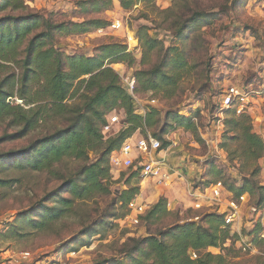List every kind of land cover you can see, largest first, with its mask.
I'll return each mask as SVG.
<instances>
[{
  "label": "rangeland",
  "instance_id": "obj_1",
  "mask_svg": "<svg viewBox=\"0 0 264 264\" xmlns=\"http://www.w3.org/2000/svg\"><path fill=\"white\" fill-rule=\"evenodd\" d=\"M92 2L15 0L12 7L0 10V17L37 16L56 23L78 24L103 21V27L90 28L82 34L56 31L52 43L63 55L85 57H95L103 46L122 45L134 62L113 63L109 67L118 73L126 90V80H135L137 71L154 68L165 50L180 53L185 68L167 69L175 80L171 90L146 93L139 88L134 92L131 96L134 113L144 116L149 107H154L160 113V123L135 131L123 142L134 150L129 156L130 166L124 163L126 157L118 156L119 150L110 154L109 194L93 193L89 198L74 200L69 216L57 221L46 222L43 207L58 206V198L70 197L63 188L64 181L83 163L65 159L49 171L36 172L17 169L16 162L24 160V157L18 158L17 153L67 126L70 113L50 114L23 138H16L20 127L0 122V264H115L125 259L121 251L131 239L158 235L178 223H202L207 215L231 213L234 215L229 228L237 238H232L222 249L207 251L223 255L226 264H263L264 242L253 244L249 233L257 224L261 228L258 238L264 231L261 226L264 201L257 207L255 198L243 194L240 197L244 196L245 200L241 201L221 183L208 185L207 182L211 179L209 164L213 163L227 177L237 181H240L241 171L255 170V180L264 186V158L252 164L229 154L236 147L235 143L226 142L227 137L233 135L232 132L227 134L225 122L236 114L219 107L220 95L229 87H248L258 94L256 97L264 90V0H139L128 10L113 0L107 10L100 11L91 8ZM4 3L0 0V5ZM194 13L204 17L193 21ZM140 27H146L148 35L159 41L164 51L159 48L145 56L137 38ZM42 30L40 27L35 33ZM17 73L16 67L5 64L0 67V82ZM76 84L74 82L72 89ZM152 100L154 104H150ZM254 101L258 105L246 115L251 119L252 132L264 141V126L258 123L262 115L258 107L261 100ZM7 103L23 105L10 98ZM77 103L75 97L66 100L69 106ZM167 113L189 118L190 128L172 124L173 128L159 134ZM112 117H116L117 122L111 124L107 133L101 130L105 138L115 136L125 127L122 111L109 113L106 122ZM146 137L157 140L162 148L143 159L136 147ZM226 143L228 148L224 147ZM113 154L117 155V164L111 162ZM96 155L89 153L91 162L96 160ZM146 161L155 164L159 176H143L141 167ZM163 176L168 180L160 185ZM128 186L139 189L130 202L143 205V216L161 198L166 199L169 214L153 225H146L141 219L137 225L133 224L130 202L125 209L115 205V199ZM213 188L220 192L215 194ZM253 208H261V212H253Z\"/></svg>",
  "mask_w": 264,
  "mask_h": 264
},
{
  "label": "trees",
  "instance_id": "obj_2",
  "mask_svg": "<svg viewBox=\"0 0 264 264\" xmlns=\"http://www.w3.org/2000/svg\"><path fill=\"white\" fill-rule=\"evenodd\" d=\"M4 1L0 5L1 11L12 7L15 0ZM116 1L123 9L128 10L139 0ZM112 2L113 0H93L91 8L97 11L107 10ZM19 6L21 5H17ZM203 17L201 13H194L192 20ZM103 25L105 24L101 20L78 24L56 23L37 16L0 17V67L11 64L18 69L16 75L12 74L0 82V122L6 121L11 127H20L16 138H23L50 114L70 113L67 126L36 140L17 153L18 158L24 157V160L16 162V168L38 172L49 171L65 159L83 163L71 178L64 181L63 188L70 197L58 198V206L43 207L46 222L69 216L74 200L89 198L93 193L109 194L107 184L111 178L108 163L110 154L119 150L135 131L150 129L161 121L160 113L154 107H149L144 116L134 113L132 97L121 85L118 73L109 67L113 63L134 62L125 47L110 44L98 49L95 57H85L63 55L53 46L56 31L82 34L90 28L97 29ZM40 27L43 30L35 33ZM138 32L139 47L145 56L156 49L163 50L161 43L148 35L146 27H140ZM168 68H185L184 57L180 53L173 54L172 51L165 50L154 68L135 73V92L139 88L146 93L173 89L175 80L173 73L167 72ZM74 82L77 84L72 89ZM74 97L79 103L71 105L72 107L67 105L66 100ZM9 98L17 99L23 105L9 104ZM115 110L122 111L125 127L115 136L105 138L101 130L106 125V116ZM232 112L235 115L233 110ZM235 116L225 122L227 134L232 132L233 135L227 137L226 142H233L236 147L229 154L254 164L264 158V141L252 132L248 115ZM163 121L164 126L159 134L166 133L173 125H185L188 128L191 125L189 118L176 114L167 113ZM158 140L161 141L160 138ZM228 145L226 143L224 147L228 148ZM90 152L97 154L95 161H90ZM209 167L211 179L207 182L208 185L221 183L234 197L246 194L250 199L255 198L254 204L257 207L263 204L264 186H260L255 180V170L251 173L241 171L240 181H237L227 177L213 163ZM133 178L134 176L130 177L131 180ZM138 192L137 187L128 186L115 199V205L125 209ZM166 205V199H159L144 216H139V221L141 219L146 225L158 223L169 214ZM224 218V215L211 214L205 216L202 223H178L158 235L131 239L121 251L125 259L116 261L115 264H226L223 255H213L207 251L209 248L222 249L232 238H237V235H232L229 226L225 225ZM260 230V225L257 224L249 233V236H253V244L264 242V239L257 237ZM190 252L196 253V259L190 258Z\"/></svg>",
  "mask_w": 264,
  "mask_h": 264
},
{
  "label": "built area",
  "instance_id": "obj_3",
  "mask_svg": "<svg viewBox=\"0 0 264 264\" xmlns=\"http://www.w3.org/2000/svg\"><path fill=\"white\" fill-rule=\"evenodd\" d=\"M113 26L116 27V25H113ZM126 82H127V90L126 89L125 90L130 96H133L135 92V80L134 78H131L130 80L127 79ZM256 95L258 96V94H256L255 91L248 89V87H240V88L239 87L238 88L229 87L220 95L219 107L222 110H227V109L233 110L236 115L248 114L251 110L255 109L256 106L258 105L254 101V99L261 100V103L259 104L258 107L260 110H262V115L258 119V123L264 126V90L261 93L260 97H256ZM154 103H155L154 100L150 102V104H154ZM115 122H117L116 117H112L110 119V122L107 121L106 125L102 128L103 133L109 132L111 124ZM136 148L139 150L141 155H143V159H146V157H150L153 152L159 150L160 143L152 137H146L145 139H142L138 142ZM133 151L134 150L131 148V146L127 144L125 145L123 144L119 149L118 156L121 155L123 157H126L124 161L126 166H130L132 164V160L129 159V156L132 154ZM113 157L114 158L110 157L111 162L114 164H117L118 161L115 159L117 155L113 154ZM159 172H160L159 169L155 166L154 163H149L148 161L143 162L142 167H141V173L143 174V176L156 177V176H159ZM167 180L168 178L166 176L161 177V179L159 180L160 185L166 184ZM217 185H220V184H217ZM216 187L218 188V186ZM214 191H215V194L220 192L219 190L217 189L215 190V188H213V192ZM240 200L244 201L245 197L244 196L240 197ZM129 209L130 211H132L130 215L131 221L133 224L137 225L139 221V216L144 214V207L143 205L141 204L138 205L135 201H133L129 203ZM258 210L259 212H261V208L252 209L253 212H256ZM233 215L234 213H231L230 215L225 216L224 223L226 226H230ZM261 226L263 227L264 223L261 224ZM259 237L264 239V231L261 232ZM189 255L192 260L196 259L197 257L196 253L194 252H190Z\"/></svg>",
  "mask_w": 264,
  "mask_h": 264
}]
</instances>
